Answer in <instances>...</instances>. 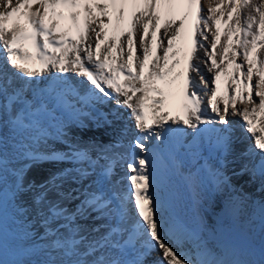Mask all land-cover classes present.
<instances>
[{
	"label": "snow or ice",
	"instance_id": "obj_1",
	"mask_svg": "<svg viewBox=\"0 0 264 264\" xmlns=\"http://www.w3.org/2000/svg\"><path fill=\"white\" fill-rule=\"evenodd\" d=\"M222 73L237 95L221 108ZM84 117L110 140L71 141ZM44 163L66 167L29 180ZM175 184H207L248 232L209 240L198 212L177 211ZM9 237L38 258L5 259ZM0 264H264V0H0Z\"/></svg>",
	"mask_w": 264,
	"mask_h": 264
},
{
	"label": "bare ground",
	"instance_id": "obj_2",
	"mask_svg": "<svg viewBox=\"0 0 264 264\" xmlns=\"http://www.w3.org/2000/svg\"><path fill=\"white\" fill-rule=\"evenodd\" d=\"M205 6H207L205 3H203ZM225 30V25L223 24V21L221 22V40L220 44L218 45V49L223 45L225 41V37L223 36V32ZM109 34L111 35V30H109ZM211 40V33H209V42ZM190 46V41L185 38L182 40V42L178 45V47H182L185 50L188 49ZM199 51V49H198ZM118 55L117 50L113 49V56ZM183 55V53H182ZM119 63V61H117ZM210 63V62H209ZM211 75V74H208ZM228 76H223V73L220 77V83L219 87L221 85L222 91L219 89L217 90V96L216 99L218 103L220 104L221 108L223 107V103H226L228 101L226 88H228V85H230V82L226 83V79ZM123 79V77H121ZM181 98L179 95H177L176 99L169 102V107L166 109L172 116L181 115ZM237 108H241L244 105L237 101ZM257 121L261 118V114L257 113ZM251 118V117H250ZM84 123L88 125L85 129H79V128H73L72 132L70 133L69 139L71 141H81V142H89L92 140H95L97 142H105L107 143L110 140V132L111 130L108 128H98L94 126L87 117H84ZM256 127H259V124L257 123L255 125ZM236 135L240 137L244 141V145L252 143V140L250 138V134L246 132H237ZM49 148H55L59 151L66 150V143L65 142H58L55 140H52L48 144ZM66 167L64 164H50V163H44V164H37L34 165L29 173H28V179L31 181H35L37 184L42 183L47 177L54 171H56L58 168ZM229 172L231 170L229 169ZM123 175V174H122ZM247 179V178H246ZM235 180V177H232V181ZM239 181V180H238ZM236 181V184L238 183ZM126 183V182H125ZM252 189L254 187H251V189H247V193L249 192L250 196L253 198L254 196H257L258 201L260 199V193L255 191L252 192ZM171 194V198L174 201L175 207L177 211L184 210L185 214L191 216L193 212H198V215L196 216L197 220H201L202 218V227L204 228V231L206 232L208 239H213V230L215 229L217 232L223 231L225 238H231L235 233L239 232H248L249 224L247 222V219L243 222V224H233L232 221L229 218V208L227 206L226 199L220 198L219 194L212 189L210 186L202 187L199 190V193L197 194L196 191L191 190V194H189L184 187H181L179 184H175L171 187L169 190ZM169 195V192H168ZM218 199H222L224 201L225 210H223L222 213H220V210L222 211V206L219 203ZM254 201V200H253ZM74 204H69L68 207H73ZM254 210V204L250 203L248 206V209L246 210V215H251L253 220H256L257 223L253 228V231L249 234L251 237H254L255 240L259 241V223H258V216L253 214ZM43 228H37L36 232L34 234L35 238H39V235L43 233ZM160 253L154 252L152 253V256L149 259H154L158 257Z\"/></svg>",
	"mask_w": 264,
	"mask_h": 264
},
{
	"label": "rangeland",
	"instance_id": "obj_3",
	"mask_svg": "<svg viewBox=\"0 0 264 264\" xmlns=\"http://www.w3.org/2000/svg\"><path fill=\"white\" fill-rule=\"evenodd\" d=\"M202 3H208V0H202ZM207 5V4H206ZM207 6H205V8H206ZM209 41H206L205 43H208ZM242 61V57H240V56H237V62H241ZM225 63H227V62H225ZM233 68H234V65H232V66H229V68H228V72H229V74H232L233 75V79H236V80H240V79H242L241 77H240V75H239V73H234L233 74ZM225 74H223V76H224ZM225 76H228L227 77V79H226V83H228V82H230V84L232 85V88H236V84L235 83H233V80H231V79H229V75H225ZM255 79V78H254ZM219 83H220V80H219ZM240 87L242 88L243 87V84H240ZM221 88V85H220V87H219V89ZM221 91H222V89H220ZM226 91L228 92V94H227V99H228V101H226L227 103H229L230 104V96H236L237 95V93H235V92H233V91H231L230 90V88H229V85H228V88H226ZM218 94V93H217ZM209 95H210V93H209ZM244 95L245 96H247V93L245 92L244 93ZM256 99V101H257V103H258V98H255ZM206 100H207V97H206ZM206 100H205V102H206ZM237 101H239V100H237ZM240 102V101H239ZM241 103V102H240ZM224 104V103H223ZM243 107V106H242ZM241 107V108H242ZM250 107V106H249ZM214 115V114H213ZM258 115V114H257ZM229 119H230V121H231V123H232V126H233V128H241V129H243L242 128V124H241V122H242V118L240 117V116H233V115H230V117H229ZM241 132H246V131H244V130H242ZM30 171V170H29ZM29 173V172H28ZM236 178V177H235ZM35 234V233H34ZM34 234H33V241L32 242H29V244L28 245H26V246H28V247H31L32 246V244H33V242L35 243V244H39L40 243V240H39V238H35L34 237ZM238 234H240L239 232H237V233H235L234 235H238ZM4 258L5 259H7V260H9V261H14V260H18V259H31V260H36L38 257L36 256V255H22V254H20V252H19V250L14 246V244H13V241H12V238L11 237H9V239H8V247H7V250H6V252H5V254H4Z\"/></svg>",
	"mask_w": 264,
	"mask_h": 264
}]
</instances>
